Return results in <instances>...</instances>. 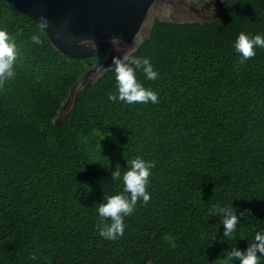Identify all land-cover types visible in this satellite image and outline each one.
I'll return each instance as SVG.
<instances>
[{"label": "trees", "instance_id": "obj_1", "mask_svg": "<svg viewBox=\"0 0 264 264\" xmlns=\"http://www.w3.org/2000/svg\"><path fill=\"white\" fill-rule=\"evenodd\" d=\"M0 30L17 51L16 77L0 88V264H239L228 252L264 232V49L237 68L234 43L264 35V0H225L205 22L152 19L128 54L150 58L159 79L136 75L159 102L110 101L111 65L59 124L70 91L111 49L66 57L6 0ZM138 156L156 162L151 199L125 217L122 237L104 239L95 206L123 193L111 173ZM217 205L237 210L228 237Z\"/></svg>", "mask_w": 264, "mask_h": 264}, {"label": "clouds", "instance_id": "obj_2", "mask_svg": "<svg viewBox=\"0 0 264 264\" xmlns=\"http://www.w3.org/2000/svg\"><path fill=\"white\" fill-rule=\"evenodd\" d=\"M38 29L43 32L47 29L49 22L46 17L41 16L37 22ZM33 44L42 45L43 40L40 35L34 34L30 37ZM234 48L238 54L236 67L245 64L256 55V48L264 49V35L257 34L249 36L241 32ZM17 60L16 44L11 40L5 30H0V88L4 87L6 81L16 77L15 62ZM114 67L117 93H109L108 99L112 102L117 100L127 104H147L149 102L158 103V94L151 88L145 87L138 81L137 72H142L147 80L155 81L159 79V72L154 70V66L147 57H138L131 54L115 56L112 59ZM156 167L155 161H147L143 157H136L128 161L127 171L121 177L119 167L111 173L113 181L121 180L124 184L123 193L104 196L103 202L96 204V211L99 215V235L104 239L115 241L122 237L125 231V217L134 213L138 202L142 201L147 205L151 199L148 191L151 169ZM127 193L128 195H125ZM236 209L232 206H215L210 214L219 216L224 225V236H230L240 222L236 215ZM248 210L240 212V216L249 215ZM264 256V232H257L254 240L250 242L246 250L232 248L227 255L229 260H238L239 264H259V257ZM31 259L35 260V254Z\"/></svg>", "mask_w": 264, "mask_h": 264}, {"label": "water", "instance_id": "obj_3", "mask_svg": "<svg viewBox=\"0 0 264 264\" xmlns=\"http://www.w3.org/2000/svg\"><path fill=\"white\" fill-rule=\"evenodd\" d=\"M6 1L35 23L40 21L41 16L46 17L49 25L45 33L56 50L66 57L83 59L93 57L105 47L106 43L103 42L106 41H116L125 45L133 43L156 0ZM95 44H100V47H95ZM116 50L117 46L114 52L112 49L109 58L86 71L80 81L82 89L90 87L112 65ZM119 50L118 55L124 52ZM92 74L97 75V78L87 81ZM77 85L70 91L69 98L61 107L56 124H59L70 111L75 98L73 90Z\"/></svg>", "mask_w": 264, "mask_h": 264}, {"label": "rangeland", "instance_id": "obj_4", "mask_svg": "<svg viewBox=\"0 0 264 264\" xmlns=\"http://www.w3.org/2000/svg\"><path fill=\"white\" fill-rule=\"evenodd\" d=\"M177 1H184V0H167L166 2L163 1L164 2L163 5L161 4V5L152 7V10L149 12L148 18L145 24L143 25L141 32L139 33L137 38L134 40V42L126 46L125 47L126 50L122 52L120 55H118L119 47H117L114 57L122 56L125 53L128 54L129 52L136 49L138 45L148 36L149 30H150V23L152 19L154 18L162 19L165 21H171V22H197L199 21L196 18H192L190 16V13L185 14V15L182 14L180 8L178 9ZM185 1H187L190 4L192 0H185ZM210 12L213 13L214 8ZM112 45L116 46L117 43L115 42ZM95 47H100V44H95ZM109 55L107 56V58H109ZM96 78H97V75L92 74L87 78V81H92ZM81 86H82V83H79L76 86V88L73 90L74 95H76V92L80 89Z\"/></svg>", "mask_w": 264, "mask_h": 264}, {"label": "flooded vegetation", "instance_id": "obj_5", "mask_svg": "<svg viewBox=\"0 0 264 264\" xmlns=\"http://www.w3.org/2000/svg\"><path fill=\"white\" fill-rule=\"evenodd\" d=\"M163 1H167V0H156L155 3L152 5V7L154 6H158V5H163ZM225 0H192L190 2V4L187 1H177L178 4V9L180 8L182 14H189L192 18H196L198 19L200 22H205L207 20H211L214 19L218 14H219V10L220 8L223 6ZM152 7L150 9V11L152 10ZM214 8V12L211 13L210 11ZM149 11V12H150ZM116 41H106L103 42V44L106 43L105 47L110 48V52L113 49L114 52V48L116 49L117 47H121V49L119 50L120 52L122 50H126V46H128L129 44L125 45V44H120L118 43L116 46L112 45L113 43H115Z\"/></svg>", "mask_w": 264, "mask_h": 264}]
</instances>
